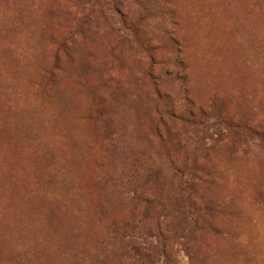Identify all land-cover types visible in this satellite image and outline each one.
Returning a JSON list of instances; mask_svg holds the SVG:
<instances>
[{
  "label": "rangeland",
  "instance_id": "374dc122",
  "mask_svg": "<svg viewBox=\"0 0 264 264\" xmlns=\"http://www.w3.org/2000/svg\"><path fill=\"white\" fill-rule=\"evenodd\" d=\"M0 264H264V0H0Z\"/></svg>",
  "mask_w": 264,
  "mask_h": 264
}]
</instances>
